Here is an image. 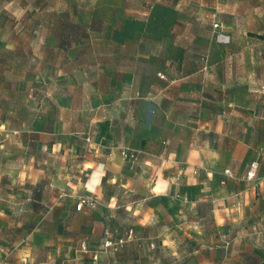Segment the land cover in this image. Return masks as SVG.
Instances as JSON below:
<instances>
[{"label": "crops", "instance_id": "crops-1", "mask_svg": "<svg viewBox=\"0 0 264 264\" xmlns=\"http://www.w3.org/2000/svg\"><path fill=\"white\" fill-rule=\"evenodd\" d=\"M227 1L159 0L148 49L135 29H110L118 54L135 62L116 64L120 82L108 77L69 106L48 87L0 78V234L23 232L24 243L29 227L46 245L56 237L63 253L69 232L77 251L82 239L101 246L106 230L132 231L121 252L137 264H160L163 250L183 244L191 264H264V33L222 44L213 29L246 15L255 26L261 3ZM246 2L248 13L237 10ZM87 195L99 204L78 210Z\"/></svg>", "mask_w": 264, "mask_h": 264}, {"label": "rangeland", "instance_id": "rangeland-1", "mask_svg": "<svg viewBox=\"0 0 264 264\" xmlns=\"http://www.w3.org/2000/svg\"><path fill=\"white\" fill-rule=\"evenodd\" d=\"M160 1L162 3L163 0ZM255 1L261 3L258 6L260 18H256L255 26L248 23L247 15L241 21L218 23L220 28L215 29L213 26L217 43H220L216 39L217 33L229 35L230 44L233 34L238 32L253 29L264 33V0H253V3ZM227 2L232 4L235 0ZM157 3L159 0H0V78L26 79L43 87V90L48 87L49 94L58 97L61 106H69L76 95L82 99L80 96L92 89L102 87L100 90H103L109 81L108 77L120 82L122 74L120 70H115V65L129 67L135 59L118 54V41L110 40L108 31L122 29L126 34L135 29L149 38L143 40L140 47L151 48L155 29L151 12L152 5ZM237 10L248 13L250 6L246 2ZM237 10L235 6L226 8L227 13ZM91 22L94 23V29L89 30L88 37L75 32V29L63 33L65 26L70 24ZM238 42L242 43V40ZM134 47L137 46L129 45V51H133ZM142 60L143 63L153 61L151 56H144ZM107 69H112V72L108 73ZM111 94L107 99H111ZM104 100L106 98L100 101L92 99L88 105L83 102L81 104L94 109ZM24 234L27 239L20 243L16 238L23 235V232H1L0 264L8 260L11 264H19L25 255L26 264H137L134 252L126 258L121 251H105L102 245L92 247L87 240L91 252L83 253L79 245L85 239L78 241L76 251L74 232L68 233L70 240L66 242L63 253L56 237L52 244L47 242L46 245L41 238L35 237L36 233L29 227ZM113 236L120 237V234L113 233ZM183 245L169 249L170 252L162 249L160 264H191L188 263L190 249ZM224 250L226 254L230 252V248Z\"/></svg>", "mask_w": 264, "mask_h": 264}, {"label": "built area", "instance_id": "built-area-1", "mask_svg": "<svg viewBox=\"0 0 264 264\" xmlns=\"http://www.w3.org/2000/svg\"><path fill=\"white\" fill-rule=\"evenodd\" d=\"M214 28L218 29L220 28V25L218 23H214ZM216 39L218 42L222 43V44H229L230 43V36L223 34V33H217ZM90 140V139H88ZM137 153L138 151L129 148V147H124L121 150V154L125 159H130V160H137ZM257 172H258V162L257 161H253L250 166L249 169L246 173V180L247 181H254L256 179L257 176ZM227 173H229L227 171ZM236 201L233 204L234 208H239L242 205V199L240 197L239 194H236ZM99 204V200L97 197L93 196V195H87L85 197L80 198L78 204H77V209L78 210H82L85 207H88L90 209L95 208L97 205ZM132 231H129L128 233L124 234L123 236L120 237H114L113 234L109 231L106 230L104 232V236H103V240H102V247L103 249H105V251H111V252H119L121 251L128 239L130 237H132ZM232 244V240L228 239V238H224L223 240V247L225 249L230 248ZM80 251L83 253H89L91 252L88 242L86 240H82L80 242Z\"/></svg>", "mask_w": 264, "mask_h": 264}, {"label": "trees", "instance_id": "trees-1", "mask_svg": "<svg viewBox=\"0 0 264 264\" xmlns=\"http://www.w3.org/2000/svg\"><path fill=\"white\" fill-rule=\"evenodd\" d=\"M168 14H169L168 12H165V15L167 17H168ZM165 27H167V25ZM69 29L70 30L75 29V32H81L82 36L88 37L89 36V30L94 29V23L91 22L90 24H80V23L70 24L68 27L65 26V28L63 29V33L67 32V30H69Z\"/></svg>", "mask_w": 264, "mask_h": 264}]
</instances>
